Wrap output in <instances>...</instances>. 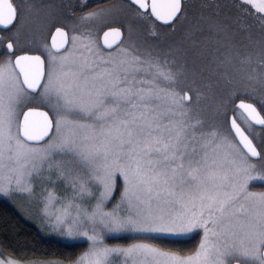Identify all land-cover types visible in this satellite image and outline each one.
Segmentation results:
<instances>
[{
    "label": "snow or ice",
    "instance_id": "6c2138e0",
    "mask_svg": "<svg viewBox=\"0 0 264 264\" xmlns=\"http://www.w3.org/2000/svg\"><path fill=\"white\" fill-rule=\"evenodd\" d=\"M0 26V198L85 244L0 264H264V0H0Z\"/></svg>",
    "mask_w": 264,
    "mask_h": 264
},
{
    "label": "trees",
    "instance_id": "16d2710c",
    "mask_svg": "<svg viewBox=\"0 0 264 264\" xmlns=\"http://www.w3.org/2000/svg\"><path fill=\"white\" fill-rule=\"evenodd\" d=\"M197 236L191 240L185 241L186 245L196 242ZM58 238H52L44 235L36 222L26 219L10 202L0 198V242L14 244L18 247L27 246L29 250L47 249L44 254H38L37 259L54 258L55 255L66 253L68 251L76 252L83 247L84 243H76L71 248H67L57 243Z\"/></svg>",
    "mask_w": 264,
    "mask_h": 264
},
{
    "label": "flooded vegetation",
    "instance_id": "af4514ba",
    "mask_svg": "<svg viewBox=\"0 0 264 264\" xmlns=\"http://www.w3.org/2000/svg\"><path fill=\"white\" fill-rule=\"evenodd\" d=\"M38 2H39V0H38ZM66 2L79 4L80 0H66ZM107 2H108V0H87V4H88L89 8L93 7L94 5H96L98 3H107ZM74 10L77 11V12L80 11L79 8H76ZM109 26H118V25H109ZM14 31H15V26H8V27L0 26V35H8L9 33L14 32ZM52 31H54V28L52 29ZM102 33H103V29H101V31H100V38H101ZM45 38H46L47 43L51 44V42H50L51 31H49L46 34ZM3 43L6 44V41H4ZM24 50L25 51L38 50L41 55H43V56L46 55V53L43 50L33 49L32 47H25ZM0 54H2V52H0Z\"/></svg>",
    "mask_w": 264,
    "mask_h": 264
},
{
    "label": "rangeland",
    "instance_id": "374dc122",
    "mask_svg": "<svg viewBox=\"0 0 264 264\" xmlns=\"http://www.w3.org/2000/svg\"><path fill=\"white\" fill-rule=\"evenodd\" d=\"M34 49V48H33ZM44 56H46V55H44ZM253 188H260V187H264V185H262L261 183H259V182H254L253 183ZM18 199H23L22 197H18ZM35 222V221H34ZM42 231V230H41ZM42 233L44 234V235H46V236H48V237H51V236H49L48 234H46V233H44L43 231H42ZM197 237H198V235H197ZM199 238V237H198ZM198 238H197V240H198ZM196 240V241H197ZM111 242V241H110Z\"/></svg>",
    "mask_w": 264,
    "mask_h": 264
},
{
    "label": "water",
    "instance_id": "95a60500",
    "mask_svg": "<svg viewBox=\"0 0 264 264\" xmlns=\"http://www.w3.org/2000/svg\"><path fill=\"white\" fill-rule=\"evenodd\" d=\"M102 36H103V33H102V35H101V43L103 42V41H102ZM50 42H51V38H50Z\"/></svg>",
    "mask_w": 264,
    "mask_h": 264
}]
</instances>
